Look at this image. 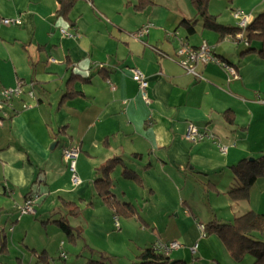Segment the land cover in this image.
<instances>
[{"label":"crops","instance_id":"1","mask_svg":"<svg viewBox=\"0 0 264 264\" xmlns=\"http://www.w3.org/2000/svg\"><path fill=\"white\" fill-rule=\"evenodd\" d=\"M151 1L135 12V0H76L63 18L56 16L58 0H0V91L23 81L34 95L13 99L0 111V234L7 255L22 244L30 257L41 253L44 261L48 240L61 238L54 221L64 218L80 231L71 242L85 262L102 254L128 264L145 248L177 242L180 248L168 254L171 260L252 264L246 256L235 262L216 236H203L199 228L228 221L212 215L200 222L189 215L190 205H226L234 219L249 211L264 215V174L246 199L222 197L240 186L233 168L245 169L243 162L264 152V61L246 52L242 41L204 30L200 21L188 36L180 24L196 18L191 0ZM233 2L238 10H230L231 17L241 9H250L251 19L264 12V0ZM213 6L214 0L209 13L219 18ZM5 19L21 24L6 26ZM220 21L237 27L231 18ZM144 26L148 30L138 38ZM180 39L194 48L203 42L213 46L237 77L215 63L198 67L200 79L187 74L175 62ZM132 69L146 78L148 102L131 78ZM71 75L87 81L74 84L77 96L63 99ZM189 125L213 139L187 141ZM67 147L79 149L77 186L62 158ZM115 157L123 165L110 174L114 202L131 204L137 213L117 214L119 230L115 213L93 185L95 170ZM125 168L141 182L123 179ZM30 195L37 196L35 212L20 216L12 203L20 206ZM64 202L78 211L72 213ZM40 223L44 230L38 229ZM57 250L61 259L63 241Z\"/></svg>","mask_w":264,"mask_h":264},{"label":"trees","instance_id":"2","mask_svg":"<svg viewBox=\"0 0 264 264\" xmlns=\"http://www.w3.org/2000/svg\"><path fill=\"white\" fill-rule=\"evenodd\" d=\"M76 0H58L59 9L56 13L57 17L66 18L68 12L73 7ZM211 0H191V6L196 12V18L192 21L183 20L180 24L185 28L188 36L194 34L197 22L202 23V28L207 31L216 33L219 39L229 36H235L240 33L238 27H230L222 25L217 21V16L209 13V4ZM133 7L135 12H141L153 3L151 0H135ZM244 38L248 49L246 52L256 53L260 59L264 61V12L252 18L243 31ZM78 75H71L66 84L67 92L64 98H72L78 95L72 90L76 82H86ZM232 119V117H231ZM226 120L231 122L230 117ZM250 162H243L245 169L239 170L234 167L237 177L240 179V186L228 191L229 198L233 200L246 199L248 190L254 181L264 174V152L256 159H250ZM119 165H123V161L119 158L107 160L104 164L95 170L98 178L94 181V189L97 196L113 210L115 215L125 217H134L137 215L133 205L124 203L116 204L111 192L112 180L111 172ZM125 180L133 181L136 184L141 182L140 177L127 168L121 174ZM65 208H71V212L78 211L77 205L64 202ZM54 224L70 241L78 239L80 231L68 224L64 218L54 221ZM205 236H216L231 258L235 262H241L245 256L250 255L253 258L252 264H264V215L255 214L254 212H246L245 214L235 218L232 222L224 223L220 221H211L203 225ZM7 254L6 239L0 234V255ZM42 256V255H41ZM85 264H117L112 258L105 255H98L97 258H89ZM128 264H186L183 261L171 260L168 255L158 252L155 248L143 249L134 261Z\"/></svg>","mask_w":264,"mask_h":264},{"label":"built area","instance_id":"3","mask_svg":"<svg viewBox=\"0 0 264 264\" xmlns=\"http://www.w3.org/2000/svg\"><path fill=\"white\" fill-rule=\"evenodd\" d=\"M232 16L235 20L238 21L237 27L241 29L240 33L235 36H229V41L243 42L246 44V39L244 38L243 31L248 26L251 17L250 15H243L241 11H234ZM3 25H20L21 22L16 20H2ZM148 30V26H144L138 30L136 36L141 38L145 35ZM63 35L69 38H78L77 34H70L68 32L62 31ZM175 62L178 66L185 71L187 74L192 75L193 77L200 79L201 75L198 72L199 66H205L209 63H215L220 65L225 69L230 77L236 78L237 73L234 68L229 66L228 64L223 63L214 53V47L208 45L206 42H203L199 47L194 48L190 46L183 39H180L178 42V46L175 50ZM131 78L134 82H136L139 86V90L141 92L142 98L145 102H148V96L146 93L148 83L146 81L145 76L137 69L131 70ZM26 94L29 98H33L32 85H26L23 81H17L13 88L2 89L0 91V111L3 109L5 103H9L12 99H16ZM28 106L25 104L24 108ZM2 125V119L0 117V126ZM186 140L189 142H198L204 139H213V137L205 133L204 131H200L194 125H189L186 133ZM219 150L221 152H225V147L219 146ZM79 154V149L76 147H67L62 150V158L67 164L68 171L70 173V181L73 186H77L80 183V180L76 173V160ZM37 196L33 195L27 197L24 200L22 205H15L12 203V207L17 209V212L21 215H33L34 214V205L36 202ZM113 223L115 230H119V220L115 215L113 217ZM201 233L203 236L204 228L202 225L199 226ZM158 252L168 255L171 251L177 250L180 248V244L177 242L163 243L157 244L154 247ZM196 246L194 247V250ZM61 259H66L65 253L60 254Z\"/></svg>","mask_w":264,"mask_h":264},{"label":"rangeland","instance_id":"4","mask_svg":"<svg viewBox=\"0 0 264 264\" xmlns=\"http://www.w3.org/2000/svg\"><path fill=\"white\" fill-rule=\"evenodd\" d=\"M213 1V0H211ZM210 1V2H211ZM216 1V6H213V10L215 14H220L217 18V21L221 23L222 21L220 20H225L224 22L229 21L231 18V22H229L231 25L238 24L237 20H234L230 13V10H238L237 7H232V4H236V2H233V0H214ZM238 4L242 3V0H238ZM210 5V4H209ZM251 6V5H250ZM250 8V7H249ZM240 10V9H239ZM248 11H243L242 9L240 10L243 15H249L251 12L250 9H247ZM259 11H255L257 14ZM236 42V41H232ZM236 176V175H235ZM236 178H238L236 176ZM237 180V179H236ZM238 181L240 182V179L238 178ZM228 193V192H227ZM226 193V196H222L224 199L227 197L228 194ZM222 198V201L224 199ZM231 199V198H230ZM226 200V199H225ZM226 205H190L192 213L189 215V217L192 219V217L197 218L200 222L206 221L208 217H212V215H216L219 220H224L228 222H232L234 218L230 214V211L228 210V207H225ZM212 210V213H211ZM230 214V215H229ZM182 216V215H181ZM41 223L38 226L43 229V226L41 227ZM51 223L49 224V227H51ZM44 230V229H43ZM51 230V229H50ZM36 236V234L34 235ZM60 239L58 237H51L48 240V246L50 247V250L48 251V256L45 258V260H48L50 264H84L85 259L79 257V250L76 249V247L73 245V243L67 239V237L60 232ZM37 238V237H36ZM76 240V239H75ZM60 241H63L64 243V252L66 253V260L62 261L61 259L58 258V250H57V245L60 243ZM24 246L15 248L16 251L13 254H1L0 255V264H45V260L41 261V253L39 254L40 258L37 256L34 258L30 257L31 252L27 250H22ZM13 250V249H11ZM77 250V251H76ZM227 251V250H226ZM86 257V256H85ZM89 258V257H88ZM33 259V261H31ZM253 260V258L250 255H247L245 258V261Z\"/></svg>","mask_w":264,"mask_h":264},{"label":"bare ground","instance_id":"5","mask_svg":"<svg viewBox=\"0 0 264 264\" xmlns=\"http://www.w3.org/2000/svg\"><path fill=\"white\" fill-rule=\"evenodd\" d=\"M32 92H33V91H32ZM33 97H34V95H33ZM12 100H13V99H12ZM12 100H11V101H12ZM30 196H31V195H30ZM30 196H28V197H30ZM60 254H61V253H60ZM60 258H61V257H60Z\"/></svg>","mask_w":264,"mask_h":264}]
</instances>
